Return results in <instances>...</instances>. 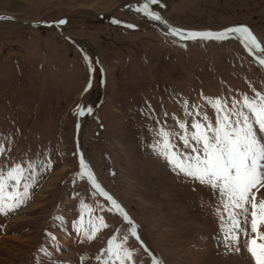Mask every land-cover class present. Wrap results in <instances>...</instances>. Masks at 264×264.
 <instances>
[{
    "label": "rangeland",
    "instance_id": "1",
    "mask_svg": "<svg viewBox=\"0 0 264 264\" xmlns=\"http://www.w3.org/2000/svg\"><path fill=\"white\" fill-rule=\"evenodd\" d=\"M142 1L0 0V16L17 19H0V137L12 141L0 169L44 162L26 203L0 215V264H100L108 239L128 229L78 175L81 156L136 225L140 239L129 236L126 245L136 264H151L148 252L159 264H254L243 243L236 252L221 242L215 191L178 175L152 145L157 121L171 129L174 117L201 120L199 111L214 122L204 97L230 104L264 94V67L235 37L171 36L134 10ZM152 7L186 29L247 25L264 48V0H159ZM78 105L91 112L77 115ZM82 213L85 227L96 216L109 227L85 238L74 227Z\"/></svg>",
    "mask_w": 264,
    "mask_h": 264
},
{
    "label": "snow or ice",
    "instance_id": "2",
    "mask_svg": "<svg viewBox=\"0 0 264 264\" xmlns=\"http://www.w3.org/2000/svg\"><path fill=\"white\" fill-rule=\"evenodd\" d=\"M158 3L159 0H144L134 10L149 20L167 24L152 7ZM112 22L122 23L118 20ZM59 23L63 24L65 21L61 20ZM169 34L180 40L223 41L235 37L250 53L256 55L259 65L264 67V48L246 25L219 32L190 31L169 26ZM204 99L216 113L214 122L206 113L199 111L195 115H200L201 120L192 119L188 123L174 117L176 126L171 129L159 125L157 121L156 140L152 147L178 175L182 174L193 182L210 187L219 196L217 214L222 220L221 242L224 246L239 252L243 243L254 264H264V230H261L264 228V193L261 192L264 189V94L256 92L252 97L242 94L240 99H234L230 104L222 98ZM184 103L185 114L192 117L193 111L188 110L187 101ZM197 107L192 105L193 109ZM78 108L77 115H83L85 111L91 112L84 105H78ZM5 140L8 141L7 149ZM177 140L182 142V149L178 147ZM11 143L10 136L0 137V156L10 150ZM43 165L42 160H37L28 163L27 167L16 163L6 170L0 169V215H7L26 203L36 176L34 169ZM79 165L80 178H86L96 192L110 203L111 207L106 210L119 214L129 225L123 235L108 239L107 247L101 250L96 260L100 264H136L134 250L126 246L129 236L140 239L136 225L123 207L101 187L83 156L79 158ZM83 207L91 217L94 209L87 204ZM99 209L105 210L103 205H99ZM57 219L63 220L62 217ZM74 227L78 233L82 232L85 238L92 240L109 225L104 216H96L90 218L85 227L82 213L79 221L74 222ZM144 250L147 251V248ZM148 256L152 257L151 264H159L151 252H148Z\"/></svg>",
    "mask_w": 264,
    "mask_h": 264
},
{
    "label": "water",
    "instance_id": "3",
    "mask_svg": "<svg viewBox=\"0 0 264 264\" xmlns=\"http://www.w3.org/2000/svg\"><path fill=\"white\" fill-rule=\"evenodd\" d=\"M144 2V0L141 2V4ZM109 12H111V11H109ZM109 12H106V13H109ZM84 13H87V12H84ZM103 14V13H102ZM0 17H2V16H0ZM4 17H8L9 19H13V20H17L16 18H14V17H11V16H4ZM163 19V18H162ZM164 20V19H163ZM18 21H20V22H24V23H28L29 25H32V26H37V25H40V24H46V25H48V24H50V23H47V22H45V21H40V22H37V23H32V22H30V21H21V20H18ZM164 21H166L167 22V24H164V23H160V22H158V23H160L162 26H163V28H165L168 32H169V26L171 27V28H176V29H184V30H190V31H212V32H219V31H221V30H223V29H227V28H230V27H234V26H229V27H226V28H223V29H219V30H207V29H203V30H194V29H185V28H181V27H178V26H174V25H172L169 21H167V20H164ZM52 25L54 24V23H51ZM237 26H239V25H237ZM254 56H256L255 54H253Z\"/></svg>",
    "mask_w": 264,
    "mask_h": 264
},
{
    "label": "bare ground",
    "instance_id": "4",
    "mask_svg": "<svg viewBox=\"0 0 264 264\" xmlns=\"http://www.w3.org/2000/svg\"><path fill=\"white\" fill-rule=\"evenodd\" d=\"M159 25H160L161 27H163L160 23H159Z\"/></svg>",
    "mask_w": 264,
    "mask_h": 264
}]
</instances>
